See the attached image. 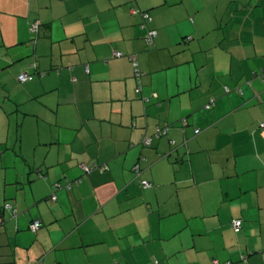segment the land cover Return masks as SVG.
Returning a JSON list of instances; mask_svg holds the SVG:
<instances>
[{
  "label": "crops",
  "instance_id": "0c3cea01",
  "mask_svg": "<svg viewBox=\"0 0 264 264\" xmlns=\"http://www.w3.org/2000/svg\"><path fill=\"white\" fill-rule=\"evenodd\" d=\"M129 5L150 13L147 27ZM8 11L24 30L4 37L7 52L31 45L32 16L45 25L20 73L34 75L22 82L30 98L58 89L44 105L54 119L37 117L59 127L22 134L17 149L0 140V264H264V0H25ZM119 50L137 54L141 91ZM218 146L231 158L207 155ZM93 162L107 169L85 172Z\"/></svg>",
  "mask_w": 264,
  "mask_h": 264
},
{
  "label": "rangeland",
  "instance_id": "374dc122",
  "mask_svg": "<svg viewBox=\"0 0 264 264\" xmlns=\"http://www.w3.org/2000/svg\"><path fill=\"white\" fill-rule=\"evenodd\" d=\"M12 7L16 8L17 10L20 9L22 10V8L25 7V0H0V140L3 137L5 138L8 137L12 141V143L16 144V149H17L20 145L21 142L20 139L22 134H23V139L27 142L29 138L31 137L34 138L40 127L42 129H45V134H47L48 136L50 135L48 134V132L58 130L59 127L58 124L56 125H53L54 123L52 124V122L54 121L52 122L49 120L46 121L45 119L42 118L40 120L37 116L38 114L47 113L50 116L49 119L53 120L55 117L56 109L53 108L52 111L47 106L45 107L44 105L47 103L52 104L54 106L57 105V99L59 94H58V89H55L52 92H43L42 95L39 97V99L30 98L28 92L24 88L25 86L24 83L18 80L19 73L22 70L23 71L26 70V69H21V67L24 65L30 67V65L35 62L36 56L34 55V53H31L32 51L30 52L28 50L31 47L33 48V46L39 41V36L37 35V32L32 31L33 24L37 21L38 18L32 16L31 20L29 21V30L32 34L29 42L31 45L27 46L28 48L22 47L19 49L18 48L12 49L7 52L8 46L3 44L4 37L7 40H9L11 35L13 34L12 33L13 30H15L16 32L24 30V25L21 23L20 18L16 17L15 15H12V13H9L8 10H11ZM128 8L130 10L131 9L133 10L134 8V10L137 11V14H139L140 16H141V11H146L139 8L137 5H129ZM156 36L157 35H154L153 37L154 40ZM154 44L155 41H152L151 45L153 49L155 48ZM44 45H46V43H44L43 46ZM119 52L120 54H122L120 55V57H124L129 60H130L129 56L133 54V53L130 54V51L126 53L124 51L119 50ZM37 54L41 56L45 53H37ZM222 55L223 58H225V60L230 59L229 53L224 52ZM130 63L132 64L133 67V62ZM56 64L59 65L60 63H56ZM140 69L142 72L141 75L138 77L135 76L138 84H140L139 81H142V79L145 78L146 76V73L143 70V68H141V66ZM53 72L52 70H50L46 76L49 77V79L51 78L50 81H52V83H55L58 80L57 79L53 80V77H50L51 76L50 73ZM133 73L135 75V70L133 71ZM103 74L104 72H102V75ZM36 76L39 79L37 74ZM79 94L81 99L82 97H85L84 92L81 94L80 91ZM72 95L74 96V92H72L70 86L64 82L61 87V96L65 101H63L62 104H60V109H59L60 111L59 119L62 123L63 122L68 123L69 119L72 117V112L76 110L75 106H72L70 103H68L71 100L70 98L71 97L73 98ZM85 102L88 103L89 105L92 104V96L89 89L86 92ZM167 128L168 126H166V129ZM197 129H199V132L201 131L200 128ZM239 136L240 134L237 135L236 141H238ZM220 147L223 148L220 149ZM236 148L239 149L240 144H237ZM228 151L225 148V146H218L216 147V149L207 151L206 153L210 157L212 155L213 157L214 155L218 157L221 155L220 159L225 161L227 157L231 158ZM254 152H256L255 149L251 152V154L253 155Z\"/></svg>",
  "mask_w": 264,
  "mask_h": 264
},
{
  "label": "trees",
  "instance_id": "16d2710c",
  "mask_svg": "<svg viewBox=\"0 0 264 264\" xmlns=\"http://www.w3.org/2000/svg\"><path fill=\"white\" fill-rule=\"evenodd\" d=\"M133 10H134V8H133ZM132 12V11H131ZM133 13H137V11H135L134 10V12ZM147 15V16H146ZM141 16H142V22L140 23V26L143 28V27H147V23H148V21L151 19V16H150V13L146 10V11H141ZM34 25H36L35 27H32V31H35V32H37V35L38 36H40L41 35V33L42 32H44L45 31V25L41 22V21H39V19H37V21L33 24V26ZM43 25H44V29H43ZM43 30V31H42ZM150 30H152L151 28H147V32H146V35H145V40H146V43L148 44V45H151V43H152V41L150 42V41H148L147 40V36H148V34H149V31ZM155 30V29H154ZM188 39H191V37H187ZM116 55V54H115ZM122 55V54H121ZM136 56V58H137V60H138V56H137V54H131L130 56H129V58H130V60H131V62H133V67H134V70H135V66H134V60L132 59V56ZM117 56V55H116ZM138 62H139V60H138ZM33 65H35V63H33ZM23 73V72H22ZM26 73H28V72H26ZM21 74V73H20ZM19 74V75H20ZM28 74H30V73H28ZM19 75H18V80L19 81H21L20 79H19ZM30 75H33V74H30ZM135 76H137L138 77V75L136 74V72H135ZM33 78H34V75H33ZM32 80V79H31ZM26 81H30V80H26ZM21 82H25V81H21ZM139 83L140 84H138V88H139V91H141V87H142V84H141V81H139ZM228 90V89H227ZM212 106V104H209L207 107L209 108V107H211ZM186 121V123H184ZM182 122H183V124H188V119H187V117H184L183 119H182ZM159 128H164V127H159ZM196 131V130H195ZM156 134H158V133H156ZM145 139H148V137H145L144 139H143V142H144V140ZM94 163H97V162H93V163H90L89 165H92V164H94ZM99 166H104V167H106L105 169H107V165H105V164H99V163H97ZM82 166V165H81ZM94 169H100V170H102L101 168H99V167H97V168H93L92 170H94ZM104 169V170H105ZM91 170V171H92ZM143 181V180H142ZM142 185H143V183H142ZM144 186V185H143ZM11 206V205H10ZM13 212H14V214H16L17 213V209L16 208H14V210H13ZM35 220H39V226L36 228V229H34L33 228V223H34V221ZM237 220H241V219H237ZM236 221V220H235ZM235 221H233V225H234V222ZM242 221V220H241ZM242 225V224H241ZM42 226V222H41V220L40 219H34L31 223H30V225H29V228H30V230L31 231H33V232H36L40 227ZM234 227H235V225H234ZM235 228H237V227H235ZM239 228V227H238ZM116 264H120V263H116ZM221 264V263H220ZM222 264H230V263H222Z\"/></svg>",
  "mask_w": 264,
  "mask_h": 264
},
{
  "label": "built area",
  "instance_id": "2783aa9c",
  "mask_svg": "<svg viewBox=\"0 0 264 264\" xmlns=\"http://www.w3.org/2000/svg\"><path fill=\"white\" fill-rule=\"evenodd\" d=\"M132 10V9H131ZM132 12H134V10H132ZM147 16V15H146ZM36 25H34L33 27H35ZM157 34V31L156 30H154V29H152V30H150L149 31V34H148V36H147V40L148 41H153V37H154V35H156ZM115 54L117 55V56H120L121 54H120V52L119 51H115ZM132 59L134 60V66H135V72H136V74L138 75V76H140L141 75V69H140V64H139V62H138V60H137V58H136V56L134 55V56H132ZM19 79L21 80V81H26V80H31V79H33V75H30V74H28V73H26V72H23V73H21L20 75H19ZM184 123H186V121L184 122ZM167 132V129H166V127H164V128H158V135H161V134H165ZM196 133H198L199 132V129H196V131H195ZM150 141H151V139L150 138H148V139H145L144 140V143L145 144H147V145H150ZM97 167H99V168H101L102 170H104L106 167H104V166H99L97 163H94V164H92V165H89V164H87V163H83L82 164V168H83V170L85 171V172H89V171H91L93 168H97ZM142 183H143V185H144V187H149V186H151V182H149L148 180H143L142 181ZM39 220H35L34 221V223H33V228L34 229H36L38 226H39ZM241 224H242V221L241 220H236L235 222H234V225H235V227H240L241 226ZM215 263H219L217 260L215 261Z\"/></svg>",
  "mask_w": 264,
  "mask_h": 264
}]
</instances>
